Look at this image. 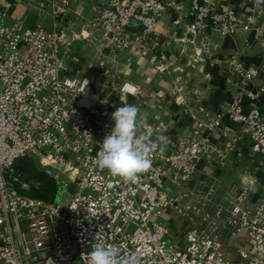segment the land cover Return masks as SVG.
Here are the masks:
<instances>
[{"label":"built area","instance_id":"2783aa9c","mask_svg":"<svg viewBox=\"0 0 264 264\" xmlns=\"http://www.w3.org/2000/svg\"><path fill=\"white\" fill-rule=\"evenodd\" d=\"M75 2L55 0L49 15L59 20ZM189 2L193 16L181 42L200 41L209 50L204 41L209 29L221 38L253 32L264 41V18L225 4L214 8L207 0ZM45 6L40 3L41 10ZM91 9L89 33L81 37L99 35L104 60L96 77L70 71L78 36L66 27L31 24L24 15L9 21L0 8V264H87L86 253L96 243L111 245L118 258L135 253L141 264H264V202L253 205L247 189L222 203L212 185L188 197L180 192L203 163L226 162V152L215 147L208 131L226 138L240 132L250 145L238 155L264 158V114L257 107L246 110L240 95L204 118L198 117L205 112L200 106L192 114L198 125L188 140H169L164 151L157 150L138 182L111 176L98 167L96 154L114 127L112 113L132 96L121 90L138 91L118 55L135 41L158 46L163 13L180 8L171 0H107ZM230 65L243 86L256 74L236 55ZM25 156L60 181L64 192L58 199L48 202L29 193L39 183L13 167ZM169 186L180 190L178 195H168ZM164 197L184 220L178 239L163 218ZM241 233L247 240L228 254L222 236Z\"/></svg>","mask_w":264,"mask_h":264},{"label":"crops","instance_id":"0c3cea01","mask_svg":"<svg viewBox=\"0 0 264 264\" xmlns=\"http://www.w3.org/2000/svg\"><path fill=\"white\" fill-rule=\"evenodd\" d=\"M55 0H0V8L9 21L24 15L31 23H44L47 27L60 23L67 32L78 36L71 46L68 60L71 72L94 76L96 66L104 60L97 45L99 35H88L89 20L93 17L92 6H103L107 0H76L72 10L63 18L56 20L49 15V5ZM178 4L179 10L166 11L159 23L160 44L154 46L135 41L118 55L128 79L133 81L138 91L128 97V104L138 106L142 120L149 122L153 137L164 135L169 140L186 142L198 125L192 114L203 106L204 113L199 118L212 115L222 106L241 96L246 110L262 108L264 112V41L255 38L253 32L241 38H221L216 30H207L204 41L209 42V50L190 42H181L186 24L192 19V6L189 0H171ZM214 8L225 4L241 13L255 14L264 18V0H207ZM40 3L46 4L41 10ZM179 20V24L174 21ZM132 30H138L132 28ZM245 68L255 70V76L241 85L240 78L231 70V58ZM248 92L255 94L249 97ZM264 114V113H263ZM216 148L226 152V162L221 165L217 158L203 163L193 180L184 188L168 187L166 193L176 196L178 191L188 197L192 190L215 186L217 202H224L238 190L247 189L253 205L264 202V158L261 156L241 157L238 153L250 145L249 137L233 131L226 138L221 133L210 132ZM163 218L172 225L170 236L178 239L184 228V220L173 211L164 200ZM226 252L234 255L236 248L245 241L234 235L222 236ZM240 243V244H239Z\"/></svg>","mask_w":264,"mask_h":264},{"label":"clouds","instance_id":"9594fccd","mask_svg":"<svg viewBox=\"0 0 264 264\" xmlns=\"http://www.w3.org/2000/svg\"><path fill=\"white\" fill-rule=\"evenodd\" d=\"M125 91L129 95H136L135 91L127 88L121 90V95ZM112 119L115 122L114 127L100 143L96 163L111 176L119 177L128 183H136L141 174L151 168L153 154L157 150H165L169 138L157 135L153 139L152 130L146 127L138 106L134 104L124 103L118 107L112 113ZM86 257L87 264H141L139 256L135 253L118 258L116 249L104 243L93 245Z\"/></svg>","mask_w":264,"mask_h":264},{"label":"trees","instance_id":"16d2710c","mask_svg":"<svg viewBox=\"0 0 264 264\" xmlns=\"http://www.w3.org/2000/svg\"><path fill=\"white\" fill-rule=\"evenodd\" d=\"M259 110L264 113L262 108L259 107ZM13 167L25 180H34L39 183L38 186H32L29 191L34 197L51 202L58 199L64 192L60 181L42 169L38 162L31 157L25 156L16 159Z\"/></svg>","mask_w":264,"mask_h":264},{"label":"rangeland","instance_id":"374dc122","mask_svg":"<svg viewBox=\"0 0 264 264\" xmlns=\"http://www.w3.org/2000/svg\"><path fill=\"white\" fill-rule=\"evenodd\" d=\"M100 87H102L103 85L102 84H100V83H97ZM56 174H58V175H61L59 172H57ZM63 177H64V175H62ZM236 238H237V240L238 239H241V240H243V241H245V240H247V235H246V233H241V234H239V235H237L236 236ZM240 244V243H239ZM244 244V243H243ZM242 243H241V245H243Z\"/></svg>","mask_w":264,"mask_h":264}]
</instances>
